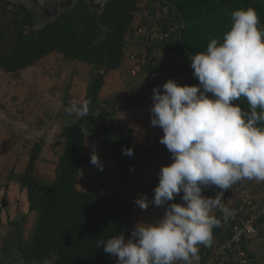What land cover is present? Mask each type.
I'll use <instances>...</instances> for the list:
<instances>
[{
  "label": "clouds",
  "instance_id": "9594fccd",
  "mask_svg": "<svg viewBox=\"0 0 264 264\" xmlns=\"http://www.w3.org/2000/svg\"><path fill=\"white\" fill-rule=\"evenodd\" d=\"M259 25L254 8L234 10L222 41L213 38L206 51L189 57L198 84L169 79L163 91L153 89L151 124L163 130L160 143L172 163L161 167L153 199L145 195L135 203L165 212L154 222H137L128 239L120 233L97 240L117 264H194L198 246H210L212 230L221 224L213 209L225 222L235 216L222 203L224 193L244 179L264 181V28ZM241 98L246 109L233 103ZM123 154L134 152L126 148ZM90 162L103 171L95 151ZM205 189L218 191L211 197ZM181 192L183 203H168Z\"/></svg>",
  "mask_w": 264,
  "mask_h": 264
},
{
  "label": "trees",
  "instance_id": "16d2710c",
  "mask_svg": "<svg viewBox=\"0 0 264 264\" xmlns=\"http://www.w3.org/2000/svg\"><path fill=\"white\" fill-rule=\"evenodd\" d=\"M1 1L11 4L13 9L8 15L0 9V70L17 72L55 52L66 60L89 64L91 77L81 108L84 110L86 104L87 111L101 110L94 123L81 118L62 129L61 136L66 141L54 181H44L35 173L39 151L32 150L26 170L18 181L26 193L29 210L37 212L36 226L30 239L24 241L20 237L15 250L24 257L26 264H43L46 260H51L52 264H111L113 255L106 253L103 247L98 248L97 240L120 233L125 238L131 236L137 211L133 197L102 195L77 186L78 168L87 161L82 130L105 135L106 151L113 152L118 160L128 162L131 159L123 154L128 142L126 136L113 134L112 112L104 107V103L111 100L101 99L100 91L106 73L122 68L125 50L133 36V21L144 7L152 12L158 0H145L144 3L141 0H110L99 13L86 0H78L71 9H64L43 26H38L37 11L22 0ZM213 215L221 224L212 230L211 247L222 239L224 232L223 213ZM257 235L264 236V229L261 228ZM246 249L255 259L247 246ZM8 252L9 246H2V253ZM225 264L237 263L228 259Z\"/></svg>",
  "mask_w": 264,
  "mask_h": 264
},
{
  "label": "crops",
  "instance_id": "0c3cea01",
  "mask_svg": "<svg viewBox=\"0 0 264 264\" xmlns=\"http://www.w3.org/2000/svg\"><path fill=\"white\" fill-rule=\"evenodd\" d=\"M161 1L171 4L178 12L181 21L186 24L182 31L177 32L174 41L181 44L182 48L191 55L206 51L207 45L213 38L222 41L224 33L230 29L231 14L234 10L254 8L260 18L259 27L264 28V0H200V4H197V1L195 3L192 0H184L192 2L196 6V10L200 12L199 17L188 15L186 12L181 14L174 2L180 0ZM129 41L122 68L113 71L116 82L111 79L112 82L106 86L107 90L103 92L104 88L101 89L100 98L111 100L104 103V107H107V111L112 112L110 124L113 134L128 133L125 149H133L134 154L128 162H124L122 159L118 160L113 152L105 151L103 141L105 135L87 132L83 145V153L87 157V161L83 166H79L82 169V174L80 178L78 176L77 186L83 190L98 191L102 195L113 193L125 198L133 197L134 207L137 211L136 223L154 222L164 215L165 207H156L150 203L146 210H142L135 200L145 195L149 201L153 199L154 188L159 183L160 169L162 166L172 163V159L166 146L160 143V138L164 135L163 130L159 126L154 127L151 124V113L144 100V75L139 73L138 67L126 56L127 51L137 49L136 44H133L131 39ZM53 54L58 53H51L37 63L46 61V58ZM69 62L71 68H74V72L69 77L70 90L64 93L67 96H62V84L60 83L63 79L59 76V72L53 71L48 79L41 77V73L47 72L43 64L37 66L36 63L37 65L34 64L13 73L0 70V79L4 80L0 82V264L12 260L16 251L15 246L21 241L20 237L27 241L28 239L25 240L29 236L27 233L32 230L36 222L35 218H32L30 223L28 220L25 222L26 217L31 216L32 213L29 210L26 193L18 181L22 172L16 173V171L26 170L28 164L26 160L29 158L28 143H32L31 138H35L37 129L51 118V113L57 115V132L55 131L54 135L57 138V157H53L52 161L56 166L62 153L61 148L64 147L66 141L65 137L61 136L62 129L81 119L78 115L79 111L83 110L81 104L85 99L88 84L81 82L84 72L79 70L83 68V64L90 67L91 65L77 61ZM126 72L130 74L126 76ZM118 73H122L121 76L127 80L120 85H118ZM53 75H56L54 80ZM10 77L16 78V87H12L14 81L7 80ZM5 80H7V84L4 83ZM49 80L54 81L53 86L48 85L47 88L41 86V83ZM31 85H33L32 91H30ZM39 88H44L47 92L38 93L35 89ZM46 97H53L51 104H48L49 109L39 110L38 106L46 100ZM3 101L6 104L1 106ZM233 103L240 104L245 109L248 107L244 98ZM110 107L111 109H109ZM37 142V147L44 145L42 139ZM94 151L103 164V171L90 162ZM47 159L50 160V155ZM39 160H44V154L38 158V163ZM37 162L36 166H38ZM241 183L240 185L236 183L231 188L241 186ZM97 184L102 185L103 188L101 190L94 189ZM216 191L218 190L208 189L205 195L214 197ZM168 203L173 202L169 201ZM215 212L216 209H213L212 214ZM262 226L264 227V225ZM130 237L128 236L126 239ZM4 245L9 246V254L2 253ZM247 248L256 259L264 260V236L250 237L247 240ZM8 259L9 261H7ZM111 264H117L116 257L113 256ZM176 264H183V262L177 261Z\"/></svg>",
  "mask_w": 264,
  "mask_h": 264
},
{
  "label": "built area",
  "instance_id": "2783aa9c",
  "mask_svg": "<svg viewBox=\"0 0 264 264\" xmlns=\"http://www.w3.org/2000/svg\"><path fill=\"white\" fill-rule=\"evenodd\" d=\"M185 27L176 9L161 0L152 12L144 7L133 21L131 41L137 44V49L127 51L126 56L144 75V100L149 109L153 104V89L159 86L163 91L162 86L169 79L181 85L199 83L193 76L191 54L174 41L177 32ZM207 192L208 189H205L203 194ZM182 195L181 192L171 202L183 203ZM222 203L234 210L235 216L224 221L220 241L212 247L198 246L199 260L194 264H225L228 259L237 264H264V260L251 258L246 249L247 239L257 235L264 225V181L244 179L240 188H231L224 193ZM216 212L221 211L217 208Z\"/></svg>",
  "mask_w": 264,
  "mask_h": 264
},
{
  "label": "rangeland",
  "instance_id": "374dc122",
  "mask_svg": "<svg viewBox=\"0 0 264 264\" xmlns=\"http://www.w3.org/2000/svg\"><path fill=\"white\" fill-rule=\"evenodd\" d=\"M11 1L12 2H16L17 0H11ZM25 1L26 0H24V2ZM192 1L195 2V3L197 1V4H200V2H201L200 0H192ZM174 2H175L176 6H177V8H178V10H179V12L181 14H183V12H186L188 15H195L196 17H199L200 12L198 10H196V6L192 2H185L184 0H180L179 2L178 1H174ZM0 9H1L2 13H5V14L8 15L12 11L13 7H12L11 4H8L5 1H1L0 2ZM45 17H44V19L40 20L39 16H38V26H40V24L44 23ZM10 31L11 30H8V32H10ZM40 64H43L45 66L46 70H47V72H45L44 74L41 73V77L43 79H48V76H50L53 71L54 72H59V76L63 79V80H61V83H60V84H62V88H61V91H63L62 96H67V95H64V93H66L67 91L70 90L71 84H70V78L69 77L71 76V73L74 72V70H73L74 68L73 67L71 68L69 60H66V58L63 55H61V54H53V55H50L49 57H47L46 61H42V63H40ZM40 64H38L37 66H41ZM82 67L83 68H81L79 70V71H83L84 72V73H82L84 75V77L82 76L81 82H84V83L86 82L88 84L89 80H90V77H91V71H92L91 67L92 66L90 67L88 65L83 64ZM71 70H73V71H71ZM33 71L35 72V70H33ZM31 73H32V71H31ZM129 74H130L129 72H126V76L129 75ZM118 75H119L118 76V79H119L118 85H120V83L125 81L126 78L121 76L122 73H118ZM53 76H54V78H53V80H54L56 75H53ZM51 78H52V76H51ZM1 79H0V82L4 81L3 78H1ZM111 79L114 80V82H116V77H115V74H114L113 71H109V72L106 73L105 84L103 86V88H104L103 92L105 90H107V88H106L107 84L112 82ZM7 80L14 81V83L12 84V87H16L17 86L16 78H11L10 77V79H7ZM7 80H5V82H4L5 84H7L6 83ZM41 84H42L41 86L47 88L48 85L49 86L50 85L53 86L54 85V81H50V80L49 81H44ZM44 85H46V86H44ZM31 87L32 88H31L30 91L33 90V85H31ZM35 90H37L38 93L47 92L44 88H39V89H35ZM101 96H102V94H101ZM65 98H67V97H65ZM52 99H53V97L52 98L51 97H49V98L46 97V100H44L38 106L39 110L40 109H44V110L47 109L49 107V105L51 104ZM5 104H6V102L3 101V103H1V106L5 105ZM109 109H111V107ZM57 123H58L57 115H55L54 113H51V118L47 122L42 124L37 129V135L35 136V138H31L32 139V143L31 144L28 143V145H27L28 151H29L28 152V157L29 158L26 160V163H28V161L30 160V157H31L33 151H35L34 149L39 151L38 158H40L41 154H44V160H42V161L39 160L40 161L39 163L37 162L38 166H36L35 173L41 179H43L44 181H47V182H52V181H54L56 179V168H57L56 166L57 165L54 166V162H52V161H53V157H57V148H56L57 138L54 136L56 134V132H57V130H56ZM123 135H125L126 137H129L128 133H123ZM41 139L43 140L44 145L42 147H37V145H38L37 141L41 140ZM63 148L64 147L61 148V152L63 151ZM104 149H106V148L104 147ZM49 155H50V160L47 159V157ZM26 163H25V165H26ZM24 170L25 169H23L21 171H16V173L18 174V173L22 172L19 175V176H22ZM81 172H82V169L79 168V172H78L79 173V178H80V176L82 174ZM97 188H99L101 190V188H103V187H102V185L97 184L94 189H97ZM31 213H32V215L31 216H27L25 222H27V220H28V223H30L32 221V218H35V220H37V212L36 211H31ZM23 214L25 215V213H23ZM35 226H36V222L34 223V226H33L32 230L28 231L27 235H29V236L27 238H25V240L29 239L32 236V234L34 232V229H35ZM7 261H9V259ZM10 262H11V260H10ZM45 264H52V261L48 260V262L45 263Z\"/></svg>",
  "mask_w": 264,
  "mask_h": 264
},
{
  "label": "water",
  "instance_id": "95a60500",
  "mask_svg": "<svg viewBox=\"0 0 264 264\" xmlns=\"http://www.w3.org/2000/svg\"><path fill=\"white\" fill-rule=\"evenodd\" d=\"M77 1L78 0H26L25 2L28 4V7L30 9H34L37 11V14L40 20L44 19V17L46 16L44 23L40 24V26H43L51 19L59 16L64 9H71ZM86 1L88 2L89 6L92 9H96L99 13L102 11L105 4L110 0H86ZM22 2H24V0H22ZM79 112H80V114L78 115L79 118H84L94 123L95 120H97L100 117L101 110L96 109V110H91V111H86V112L82 110ZM14 253L15 254L11 262H7V263L8 264H25L24 257L18 254L17 251H15ZM47 262L48 260L45 261V263Z\"/></svg>",
  "mask_w": 264,
  "mask_h": 264
}]
</instances>
